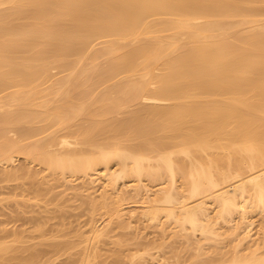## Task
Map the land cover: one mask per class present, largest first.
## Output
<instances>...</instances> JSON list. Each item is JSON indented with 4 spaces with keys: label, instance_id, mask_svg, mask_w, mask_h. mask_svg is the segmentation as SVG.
<instances>
[{
    "label": "bare ground",
    "instance_id": "1",
    "mask_svg": "<svg viewBox=\"0 0 264 264\" xmlns=\"http://www.w3.org/2000/svg\"><path fill=\"white\" fill-rule=\"evenodd\" d=\"M0 167L15 205L41 202L15 217L40 241L8 256L12 244L0 245V264H52L73 246L43 242L67 225L54 189L73 177L103 179L99 198L83 196L93 219L107 213L79 235V259L60 264H96L108 227L130 222L135 211L112 206L130 177L148 198L139 215H164L188 244L195 232L214 242L234 214L245 224L229 228L243 232L231 255L205 260L199 245L191 264H264L253 243L238 251L247 216L264 215V0H0Z\"/></svg>",
    "mask_w": 264,
    "mask_h": 264
},
{
    "label": "rangeland",
    "instance_id": "2",
    "mask_svg": "<svg viewBox=\"0 0 264 264\" xmlns=\"http://www.w3.org/2000/svg\"><path fill=\"white\" fill-rule=\"evenodd\" d=\"M15 163L18 164L19 162L15 161ZM3 169H5V167H0V171H2ZM70 179L72 181L69 183L70 184L69 188L68 185L67 187L65 186V188L59 186L54 189V191L56 193H59L61 197L62 196L66 197L63 199L61 198L63 202L61 213L68 217L64 221V223H67V225L64 229L61 230L56 229L55 231H53V234L56 235L55 238L51 237L49 233L44 235L43 242L44 244L45 243L50 244L55 240L56 241L60 240V241H66L68 243H72L73 246L70 249H68L66 252L60 254L54 260V262H52V264H60L61 262L66 261L69 257L79 259L80 252L85 246V243H79L80 240L79 235L82 232H84L85 234V232L88 230V225L90 223V220L93 219L92 216L94 215V214L93 215L90 214V209H89L90 205L88 202L87 204L85 201H89L91 197H92L91 200H95L94 197H96L97 199L99 198V195H102V189H103L101 186L103 183L102 178L96 179V182L94 181L95 182V183L93 182L94 184L92 183L91 185H87L88 187L86 186V184L89 181L87 180L86 184L84 182L86 178L84 181L83 178L81 177L80 178L73 177ZM145 181L143 180V183H146ZM179 183L180 181L177 178L176 184L178 185V187H180L181 184ZM133 184H135L134 179L130 177V178H126L124 182L119 185V191L114 192L118 197L117 203H115V205L112 206H116V204H118L120 207L124 208L125 212L128 210H133V212L135 211V215H134L135 217L134 216L132 218L130 217L128 220L126 218L128 217V215L124 216L125 218L123 219L130 221L129 223L126 222L125 225H124L125 222L119 224L113 223L116 221L112 222L113 223L111 224L112 226L110 225V227H108V229L112 228V232L109 229V233H108L110 234L111 232V235L110 236L108 235L110 238L105 237L107 239L101 240L102 242L101 241L98 242L99 244L96 243L98 245L97 247L94 246L95 249L94 252H96V256H97V257L95 256L96 264H191L192 261H194L193 258H195V254L201 251L198 248L199 245H203V248L207 252L206 256L203 255V257L204 256L206 257V259L204 258L205 260L207 259L216 260L224 256L225 254L227 255V257L232 254L231 248H230L231 251H229L228 247L229 246L231 247V245L233 246L234 244H232V241L236 237H238L239 234H243V232L241 233L237 232L234 235L230 233L231 231L229 230V228L232 226L235 227L237 225V222H238V226L241 225L240 227L241 230L237 226L240 231H242V229L245 228V224L240 223L241 221L237 216V214H234L233 218H230V220L232 219L231 222L229 220L227 221L228 223L226 224H224L225 222L223 223L219 222L221 223V224L218 223L219 225L216 224L217 225L216 229H218V232L220 231L223 232L220 233L221 236L218 233L220 237L217 236L218 238L217 239L215 238L214 242L211 241L207 242L203 234H200V232H195L194 236L191 237V243L188 244V242L186 243L185 242L186 240L183 239L184 238L183 235L187 234L188 230L178 231L176 227L173 226L174 225L173 222L167 221L164 215L159 216V219L157 221H150L147 220V218L139 215V212H141L142 200H146L148 198H145L144 196L132 195L133 188L131 186H133ZM166 184H167L166 182H161L159 184L156 183L155 185H153L151 187V192L148 193L149 197L150 198L153 197L155 192H157L158 189H160L161 187L166 186ZM13 185H16V182L5 181V180L0 181V236L3 234L4 231L14 230V229L17 231L19 229L20 231H22L21 232L22 234L20 233L21 236L18 239H16V241L14 242L10 241L11 238L0 240V245L12 244L11 246L14 249V251L6 253L5 256L19 254L17 250L19 249L27 250V248L25 247H30L32 249V247L35 246V244L39 242L41 239L40 237H38L40 236V234L35 230V225L33 223L26 221L23 222V220L21 221V219L18 221L15 220L16 216H22L20 214V211L29 210V208L30 211H32L31 208H33V206L37 208L36 203L41 204V202H34L32 200L28 201L27 203L28 204L30 203L32 205L30 207L28 206L29 208L15 205L16 202L21 201V198L19 197V195L17 196L15 194L13 195L10 193V188L13 187ZM83 185L86 186L85 188L87 190L84 189ZM90 190L93 192L92 193L93 196H91L92 194L90 195V197L88 196L90 198L88 200L87 197L86 196L84 197L83 195L84 193L85 195L89 193ZM61 192H64L66 195ZM78 194H80V196ZM112 195L115 196L114 194ZM81 196H83V198L79 199V197ZM106 210H107L106 208H99L96 211L97 213L95 212L96 214L93 220H95V222H98L96 224H99L100 220L102 219L101 217L106 215L105 214L107 213ZM210 211L211 213L213 212L212 209ZM253 213H250L249 216H247L248 220L250 218H251L250 220L255 219L253 220L255 224H252L251 226L252 233L250 232V236H249L250 238L249 237L246 238L245 239L246 241L242 242L243 244L241 243V245H239L240 247H238V251L239 253H241V255L246 252V249L252 248V247L247 248V246L251 245L252 243L253 246L260 247L259 250L257 247L258 250V251L256 250L257 253L264 254V233L261 231L263 224L262 222L264 220L262 218H264V215L256 212ZM30 215L32 216L33 212L24 213V216H30ZM12 218L14 219L13 221L11 220ZM58 222H60L59 219L57 217H54L49 221L48 225L50 224L52 225V223H58ZM48 225L47 227H50ZM262 230L264 231V229ZM236 240L237 239H235V241ZM228 242L231 243V245H229ZM214 246L216 247L215 249H219V251L217 250L218 251L217 253H214L216 251L212 252L213 250L212 248H214ZM224 246L225 247L227 246L226 247L227 249ZM39 247L43 248L45 246L39 245ZM203 248L202 250H204ZM220 249L222 251L224 250L225 254L222 252V254L224 255L219 253L221 251ZM21 255H26V252L22 253Z\"/></svg>",
    "mask_w": 264,
    "mask_h": 264
}]
</instances>
